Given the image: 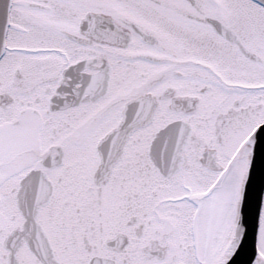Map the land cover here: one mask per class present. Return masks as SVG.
<instances>
[{
  "label": "snow or ice",
  "instance_id": "6c2138e0",
  "mask_svg": "<svg viewBox=\"0 0 264 264\" xmlns=\"http://www.w3.org/2000/svg\"><path fill=\"white\" fill-rule=\"evenodd\" d=\"M0 264H264V0H0Z\"/></svg>",
  "mask_w": 264,
  "mask_h": 264
}]
</instances>
